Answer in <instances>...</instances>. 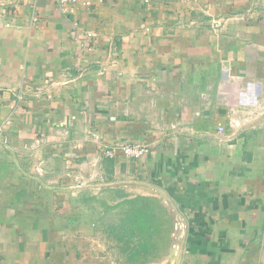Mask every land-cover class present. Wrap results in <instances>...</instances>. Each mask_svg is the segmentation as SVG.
<instances>
[{
  "label": "crops",
  "instance_id": "1",
  "mask_svg": "<svg viewBox=\"0 0 264 264\" xmlns=\"http://www.w3.org/2000/svg\"><path fill=\"white\" fill-rule=\"evenodd\" d=\"M35 12L0 0V264H126L80 210L95 176L175 206L171 264H264V0ZM132 144L147 153L106 155Z\"/></svg>",
  "mask_w": 264,
  "mask_h": 264
},
{
  "label": "rangeland",
  "instance_id": "2",
  "mask_svg": "<svg viewBox=\"0 0 264 264\" xmlns=\"http://www.w3.org/2000/svg\"><path fill=\"white\" fill-rule=\"evenodd\" d=\"M96 177L75 189L83 218L99 243L111 247L126 264H171L186 236L175 206L155 197H133Z\"/></svg>",
  "mask_w": 264,
  "mask_h": 264
},
{
  "label": "built area",
  "instance_id": "3",
  "mask_svg": "<svg viewBox=\"0 0 264 264\" xmlns=\"http://www.w3.org/2000/svg\"><path fill=\"white\" fill-rule=\"evenodd\" d=\"M53 3L57 6L59 11L65 15H73L76 12L77 6L80 4L83 7H90L91 6V0H52ZM29 7H30V20L32 24H35L38 22V18L36 16L35 12V4L36 0H28ZM212 25L214 28H217L219 26L218 20L212 21ZM88 36H90L88 34ZM231 80L233 82H240V77H232ZM239 110H235L233 108L229 109L228 112V120L230 127L233 129H241L242 127L250 124L252 121L253 113H246L242 114ZM226 127L222 122H218L216 124V132L219 136H225L226 135ZM97 140V138H95ZM7 146V140L5 138H2L0 135V145ZM117 151H120L126 158L129 159H140L144 154L147 153V149L138 145V144H132V145H119L109 151H106L107 156H113Z\"/></svg>",
  "mask_w": 264,
  "mask_h": 264
}]
</instances>
